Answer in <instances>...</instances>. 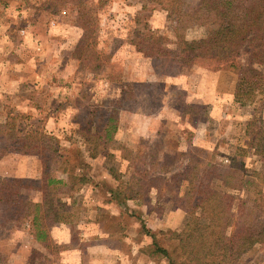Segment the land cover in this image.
Segmentation results:
<instances>
[{"label":"rangeland","instance_id":"obj_1","mask_svg":"<svg viewBox=\"0 0 264 264\" xmlns=\"http://www.w3.org/2000/svg\"><path fill=\"white\" fill-rule=\"evenodd\" d=\"M197 16L177 23L159 0H65L56 12L46 0H0V122L19 114L23 134L43 129L58 138L62 153L75 154L70 145L75 143L85 157L89 147L84 140L103 130L110 113L119 116L115 139L102 146L99 157L88 158L93 180L71 198L80 208L78 221L51 228L55 241L66 245L53 264H170L154 242L176 256L171 234L188 221L177 206L187 183L178 193L170 180L174 173L208 152H215L220 169L237 163L248 172H264V156L249 145L251 121L264 117V91L249 97L231 70L173 61L181 49L177 34L189 40L206 35L207 21ZM89 18L95 19V31L86 43L95 46L82 49ZM146 22L169 38L167 54L138 50ZM247 57L243 53L240 58L247 62ZM148 115L160 122L158 133L152 127L159 122L149 121ZM11 142L0 138V146L8 148L0 153V177H13L8 173L14 171L40 178L42 156L21 153ZM155 160H167L169 166L160 170ZM156 172L165 176L150 180L159 189L151 188L139 202L129 200L133 214L120 217L125 206L109 201L110 188L119 185L120 176L139 186ZM55 173L67 176L61 169ZM24 195L41 199L37 190H24ZM144 225L156 236L146 233ZM99 226L108 228L112 238H94ZM33 248L48 252L34 239L30 221L3 223L0 216V251L10 262L24 264ZM238 264H264V245L245 253Z\"/></svg>","mask_w":264,"mask_h":264},{"label":"trees","instance_id":"obj_2","mask_svg":"<svg viewBox=\"0 0 264 264\" xmlns=\"http://www.w3.org/2000/svg\"><path fill=\"white\" fill-rule=\"evenodd\" d=\"M51 1L46 0V5L56 12L65 0L50 4ZM159 2L165 6L169 19H175L177 23L198 19L199 14L207 21L206 35L202 38L189 40L184 35H176L181 49L173 58L174 62L179 66L204 62L213 70H231L237 74L239 90L249 97L264 91V70L260 68L264 65V0ZM93 20L89 18L79 48H94V43H86L95 31L91 25ZM144 27L140 42H136L138 50L150 56L167 54L165 42L169 38L150 29L147 22ZM243 53L248 54L247 62L240 58ZM18 120L19 114L11 113L0 122V138L13 141L11 143L17 144L21 153L41 155L43 173L40 178L0 177V216L3 223L30 221L34 239L48 251L33 248L24 264H53V258L58 259L66 245L55 241L51 228L56 223L75 224L78 221L80 208L71 202V198L93 180L94 176L88 172V158L99 157L102 146L115 139L119 116L117 111L110 113L103 130L84 140L83 145L89 147L85 157L82 147L75 143L70 144L75 154L68 150L62 153L58 138L43 129L23 134ZM249 145L264 156V117L251 121ZM7 149L0 146V153ZM122 156L128 158L127 154ZM155 164L164 170L169 161L155 160ZM55 166L67 176H58ZM222 166L218 168L215 152H208L204 157H192L182 171L170 178L178 193L182 191L183 183H187L177 206L188 214L184 227L171 234L177 241L176 252L180 258L154 242L155 251L168 256L170 264H238L245 253L257 245H264V172H248L237 163ZM150 176L149 180L141 179L139 186L120 176L119 185L110 188L109 201L116 206H125L118 214L120 217L125 213L133 214L126 204L129 200L141 198L151 188L159 189V184L150 180L165 178L157 172ZM24 190L41 192V199L27 198ZM143 227L146 233L156 236L149 227ZM120 230L125 231V227ZM0 264L14 263L0 251Z\"/></svg>","mask_w":264,"mask_h":264},{"label":"crops","instance_id":"obj_3","mask_svg":"<svg viewBox=\"0 0 264 264\" xmlns=\"http://www.w3.org/2000/svg\"><path fill=\"white\" fill-rule=\"evenodd\" d=\"M164 105V104H163ZM161 107V106H160ZM143 116V115H142ZM150 116V117H149ZM145 118H146V116H144ZM155 116L154 115H148L147 116V118L146 119H148L149 121L151 120V121H154V122H156V123H158L159 121L157 120V119H155L154 118ZM158 121V122H157ZM160 122H159V125H157V127H156V125L154 124V126L152 127V130H154V127H155V130H156V133H158V131H159V129H160ZM123 126V125H122ZM120 129H121V127H120ZM154 130V131H155ZM154 131H152V132H154ZM8 175L9 176H13V177H21V176H23V177H27L26 175H24V174H20V173H16V172H14V171H12V172H10V173H8ZM134 200H136L137 202H139V200L140 199H134ZM145 217V215L143 216V218ZM98 225H99V223H98ZM100 228H101V232L97 235V236H95L94 238H106L107 237V239L108 238H112V235H111V233H109L108 231H106V230H104L103 229V227H101V226H99ZM93 238V239H94ZM92 240V239H91ZM90 240V241H91ZM65 242H68V241H65ZM90 243V244H89ZM91 244H94V242H88V245H91ZM101 246V248L103 247V250L106 252V251H109L110 249H109V247L108 246H106V245H99L98 247H100ZM117 264H118V262H117Z\"/></svg>","mask_w":264,"mask_h":264}]
</instances>
